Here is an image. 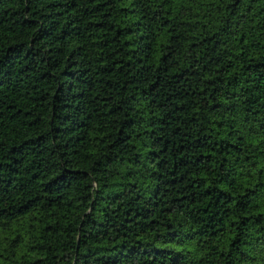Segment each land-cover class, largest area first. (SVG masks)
Wrapping results in <instances>:
<instances>
[{"label": "trees", "instance_id": "obj_1", "mask_svg": "<svg viewBox=\"0 0 264 264\" xmlns=\"http://www.w3.org/2000/svg\"><path fill=\"white\" fill-rule=\"evenodd\" d=\"M0 264H264V0H0Z\"/></svg>", "mask_w": 264, "mask_h": 264}]
</instances>
